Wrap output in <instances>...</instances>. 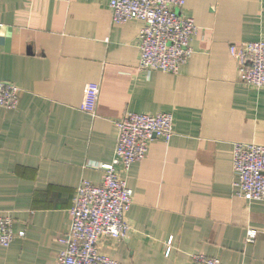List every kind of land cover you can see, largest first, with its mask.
I'll list each match as a JSON object with an SVG mask.
<instances>
[{"label":"crops","instance_id":"1","mask_svg":"<svg viewBox=\"0 0 264 264\" xmlns=\"http://www.w3.org/2000/svg\"><path fill=\"white\" fill-rule=\"evenodd\" d=\"M109 1L0 0V81L19 88L17 106L0 107V215L23 231L0 245V264H53L76 188L100 183L94 164L112 160L128 111L171 113L173 134L120 173L131 228L101 236L99 252L121 264L196 253L264 264V201L235 194L232 167L235 142L264 145V88L242 82L230 51L264 41V0H185L198 31L176 73L136 69L139 22H113Z\"/></svg>","mask_w":264,"mask_h":264},{"label":"built area","instance_id":"2","mask_svg":"<svg viewBox=\"0 0 264 264\" xmlns=\"http://www.w3.org/2000/svg\"><path fill=\"white\" fill-rule=\"evenodd\" d=\"M185 0H110L113 22H139L136 69L149 73H176L192 53L190 42L198 28L193 19L182 13ZM237 61L240 79L255 88H264V41H246L230 45ZM19 88L0 81V107L14 109ZM96 97L95 92L92 93ZM173 116L168 112L149 114L126 112L115 121L117 137L111 161L94 164L102 171L101 181L93 184L83 179L76 188L70 209L67 234L59 237L61 244L53 264H121L99 252L101 236L123 238L130 230L127 213L132 203V191L121 172L141 160L154 139L168 140L173 134ZM232 167L235 174V194L246 199L264 201V145L235 142ZM257 230L248 228L244 241L252 243ZM23 231L15 232L12 219L0 215V245L7 246ZM170 241L165 253H169ZM190 264H222L216 257L193 254Z\"/></svg>","mask_w":264,"mask_h":264}]
</instances>
